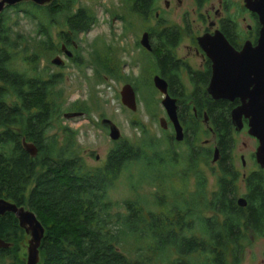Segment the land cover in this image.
<instances>
[{
  "label": "trees",
  "instance_id": "16d2710c",
  "mask_svg": "<svg viewBox=\"0 0 264 264\" xmlns=\"http://www.w3.org/2000/svg\"><path fill=\"white\" fill-rule=\"evenodd\" d=\"M132 2L131 13L146 15L155 0ZM74 4L75 0H53L44 6L22 2L0 13V199L32 212L43 227L38 264H226L227 257L235 263L242 210L235 198L233 145H222L230 141L232 132L229 109L220 105L223 115L212 117L221 144L218 190L210 198L206 181L197 172L193 192L183 191L191 168L178 171L179 154L158 149L154 141L116 145L102 168L85 170L75 145L70 141L58 145L57 136L49 134L60 115L61 93L56 91L60 81L44 71L35 73L40 60L60 52L52 29H64L59 36L69 46L95 23L91 12L73 10ZM21 21L34 27L32 35L18 30ZM225 30L232 44L227 35L237 28L231 23ZM17 62L28 70L18 68ZM101 63L109 73L110 63ZM24 144L32 145L36 154L31 156ZM191 151L188 163L193 166L196 152ZM202 155L209 157L206 151ZM133 169L136 173L131 175ZM124 173L136 197L117 205L107 193ZM147 182L156 188V211L145 210L137 195ZM248 188L263 189L261 181L253 178ZM256 195L259 202L249 210L252 221L263 225L264 194ZM120 208L123 212L114 211ZM23 235L12 214L0 216L3 242L16 244ZM10 247L0 249V261L14 253Z\"/></svg>",
  "mask_w": 264,
  "mask_h": 264
},
{
  "label": "rangeland",
  "instance_id": "374dc122",
  "mask_svg": "<svg viewBox=\"0 0 264 264\" xmlns=\"http://www.w3.org/2000/svg\"><path fill=\"white\" fill-rule=\"evenodd\" d=\"M164 1L170 3L168 10L164 8ZM218 0H212L211 3L217 8ZM129 3L125 0H75L73 10L85 8L95 16V23L85 34L77 35L73 42L77 45L74 61L61 59L64 61L65 67L59 68L51 64L54 56L47 61L40 60L35 75L45 72L46 75H56L59 83L56 91L61 93L59 98L60 115L53 123L49 131L50 135H56L58 145H66L68 141L75 145V152L82 160L85 170L102 168L105 165L109 152L114 148L109 138V131L101 124V120H110L117 129L122 138L137 145L138 143H148L154 141L157 148L173 149L170 145H161V129L158 120L162 117V97L153 89L151 75L145 76L147 69L152 70L151 62L147 61V57L142 50L136 47V41L141 38V34L148 29H156L158 27L157 19L154 13L165 14L168 26L182 27L181 15L186 14V24L189 21L192 25V32L196 33L198 23L195 22L198 16L194 12V4L192 0H181V6L178 7L174 0H156L150 21L144 22L139 17H128ZM228 18L238 21L239 29L243 34L247 26H252L253 21L249 12L242 7V0H227ZM117 18V19H116ZM241 19L245 21L242 22ZM190 29V27H189ZM238 29V28H237ZM238 29V31H239ZM24 34L32 35L34 27L27 22L21 21L18 29ZM60 29L58 26L52 29V40L56 45L62 43L59 36ZM65 31V30H64ZM189 38L183 42V46L191 45ZM116 61V73L110 75L103 71V66L97 68L99 61L109 62ZM102 65V64H101ZM111 65V63H110ZM16 66L23 71L27 69L21 62H17ZM43 76H46V75ZM33 75V74H32ZM185 86L188 87L187 81L183 79ZM129 84L134 88L136 94V111L132 112L121 104L120 91ZM1 86V84H0ZM81 109V110H79ZM72 112L84 113V117L65 119L64 114ZM203 140L205 137H200ZM234 145L231 151L232 163L239 176L245 173L242 166L241 156L245 162L246 171L255 169V161L251 154L255 152L256 143L246 133L234 134ZM197 145H175L174 150L179 154L178 166L176 169L182 171L190 169L186 176V188L183 191L194 190V173L197 172L206 181V192L208 198L212 193L218 190L216 185V164H212L213 153L209 157H204L199 150L203 145L200 141ZM148 145V144H147ZM196 152L195 164L191 166L188 163L189 154ZM197 151H199L197 153ZM97 158V160H96ZM181 159V160H180ZM130 174L134 175L135 169L130 170ZM129 174V175H130ZM179 177V176H176ZM175 177V178H176ZM179 182V180L176 179ZM179 187L181 184H177ZM236 197L243 192V183L237 182ZM186 193H189L187 192ZM180 190H175V194H179ZM156 188L153 184L147 182L137 190V195L142 197L145 210L156 211ZM183 193L184 199L187 194ZM108 198L111 202L121 205L126 200H134L136 194L129 187L127 174L124 173L114 187L108 190ZM123 209H114V211ZM204 216H211L210 212H203ZM19 240V241H18ZM16 244L11 243V253L9 257L0 261V264H26L27 259V243L29 238L23 235L18 239ZM264 236L254 238L246 243L243 254L234 261L227 257L226 264H264Z\"/></svg>",
  "mask_w": 264,
  "mask_h": 264
},
{
  "label": "flooded vegetation",
  "instance_id": "af4514ba",
  "mask_svg": "<svg viewBox=\"0 0 264 264\" xmlns=\"http://www.w3.org/2000/svg\"><path fill=\"white\" fill-rule=\"evenodd\" d=\"M128 2V17H139L144 22L150 21V17L152 15L155 3L153 5L152 11L149 14H133L131 13L132 0H125ZM212 0H203L201 3H198L197 0H192L194 4V12L197 14L198 18L195 22L198 23V27L196 29V33L192 32V25L189 21V24H186V14L183 13L181 15L182 27H173L168 26L167 19L164 18L165 14H160L155 12L154 18L157 19L156 29H148L141 34L140 40L136 41V47L138 50H142L146 57L147 61L151 62L152 70L147 69L145 76L150 77L153 86V78L159 77L166 84V96L175 101L176 107V117L177 121L181 127V141L176 140V132L173 123L167 116L166 111L162 107V117L158 120L159 127L161 129V145H170L171 148L174 149L175 145H197L196 143L200 137H205V139L200 141L201 147L200 153L206 151L209 156L216 150L217 158L216 162L212 164H216L215 176H216V185H217V176L220 173V158L218 154V145H220L221 139H219V133L217 134L216 129L212 123V117L221 116L223 113L218 109L220 105L229 109V116L231 119V113L237 107L240 106V100L235 99L233 101L218 99L214 100L208 93V87L212 78V62L207 57L203 49L199 46L198 40L204 36H213L215 32H220L225 40L229 43L228 39L225 36V32L228 24H233L236 28L239 29L238 21H234L228 18V5L227 0H218L217 8L211 3ZM174 3L178 7L181 6V0H174ZM170 7V3L168 1H164V8L168 10ZM243 7V3H242ZM244 9V7H243ZM245 10V9H244ZM246 11V10H245ZM251 19L253 21V25L247 26L246 31L242 34L240 29L238 31L232 32L227 36L230 38L232 44L229 45L234 49L235 52H239L245 42H250L253 46L256 44L260 25L258 19L255 15L250 14ZM117 19V18H116ZM244 22V19H241ZM94 25V24H93ZM190 27V29H189ZM90 31V29L88 30ZM87 31V32H88ZM225 31V32H224ZM85 32V33H87ZM80 33V34H85ZM227 33V32H226ZM79 34V35H80ZM146 37L147 45L149 49L144 48L140 45V42L143 38ZM186 38H189L191 41V45L183 46V42ZM77 50V45L74 42H71L69 46L65 45L62 41L60 45V52L56 53L55 57H63L65 60H76L75 51ZM62 60V59H61ZM63 61V60H62ZM111 63V73L113 75L116 73V61H110ZM99 61V65H95L97 68H101L103 65ZM64 68L65 64L61 66H57ZM183 79L187 81L188 87L185 86ZM129 85V84H126ZM125 85V86H126ZM131 86V85H129ZM134 93L135 90L132 87ZM153 89L156 90L153 86ZM122 90V89H121ZM157 91V90H156ZM121 93V91H120ZM162 97L164 96L157 91ZM136 98V94H135ZM121 99V97H120ZM217 104L214 105V104ZM137 106V104H136ZM80 113V112H72L70 114ZM81 117H84V113H81ZM65 115V114H64ZM63 115V116H64ZM101 124L106 128V130L110 131L111 126H115L110 120L103 119L101 120ZM242 127L239 130L232 125V132L230 133V141L222 143V145H234V134L244 133L248 134V121L242 118L241 120ZM116 127V126H115ZM117 128V127H116ZM118 130V129H117ZM119 131V130H118ZM251 137V136H250ZM252 141L256 143L255 152L251 154L252 158L255 161V169L246 171L247 166L243 161V157L241 156L242 166L245 170V173L242 176H239L234 165L232 163V167L237 174V180L235 186L237 188V182L239 180L243 183L244 192L236 198V205L239 207L241 212V220H240V228H241V240L240 244V254H243L244 247L246 243H249L254 238H258L260 236H264V221L257 222L255 220L252 221V203L259 202L257 200V193L264 194V168L257 164L255 153L258 148V141L251 137ZM112 141V145L114 147L116 145L126 144L129 142L121 137L119 133V138L116 141ZM151 143V140L148 141L147 144ZM131 144V143H130ZM111 152V151H110ZM109 152V153H110ZM232 158V157H231ZM97 160V158H96ZM194 182H195V176ZM253 178L254 180L261 181L263 189L261 192L249 190V180ZM218 188V185H217ZM242 199L244 201L243 206H238L237 200ZM264 205V200L261 202V206ZM264 213V206L262 207ZM255 227V228H254ZM264 255V252H263Z\"/></svg>",
  "mask_w": 264,
  "mask_h": 264
},
{
  "label": "water",
  "instance_id": "95a60500",
  "mask_svg": "<svg viewBox=\"0 0 264 264\" xmlns=\"http://www.w3.org/2000/svg\"><path fill=\"white\" fill-rule=\"evenodd\" d=\"M52 1L0 0V13L5 7H13L22 2H32L37 6H44ZM242 3L247 12L257 17L260 25L258 39L254 46L250 42H245L242 49L235 52L220 32H215L213 36L199 38L198 44L212 62L209 95L214 100H240V106L231 113V121L236 130L241 129L242 118L248 121V135L255 138L259 145L255 153L256 162L264 168V0H242ZM140 45L149 49L145 36H143ZM51 64L61 66L63 61L59 57H55ZM153 86L164 96L161 106L174 125L176 140L181 141L182 133L176 117L175 101L166 96V84L159 77L153 78ZM120 97L121 104L125 108L132 112L136 111V98L131 86H124ZM81 115V113H69L63 117L71 119L81 117ZM109 138L113 141L119 138V131L113 125L109 131ZM24 148L31 156L36 154L32 145L24 144ZM217 160V151L215 150L213 162ZM237 204L243 206L244 201L238 199ZM5 214H12L17 220L19 228L29 238L26 264H38V248L44 234L43 227L32 212L0 199V216ZM9 246L8 243L0 239V249H7Z\"/></svg>",
  "mask_w": 264,
  "mask_h": 264
}]
</instances>
